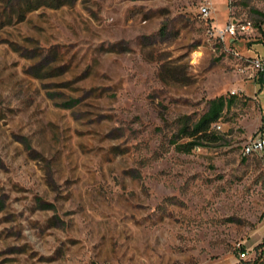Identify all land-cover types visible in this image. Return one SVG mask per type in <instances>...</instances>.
<instances>
[{
    "label": "rangeland",
    "instance_id": "1",
    "mask_svg": "<svg viewBox=\"0 0 264 264\" xmlns=\"http://www.w3.org/2000/svg\"><path fill=\"white\" fill-rule=\"evenodd\" d=\"M252 8L0 0V264H264ZM233 18L254 29L220 38ZM241 84L223 139L177 151L180 120Z\"/></svg>",
    "mask_w": 264,
    "mask_h": 264
},
{
    "label": "trees",
    "instance_id": "2",
    "mask_svg": "<svg viewBox=\"0 0 264 264\" xmlns=\"http://www.w3.org/2000/svg\"><path fill=\"white\" fill-rule=\"evenodd\" d=\"M252 11L260 16L258 27L264 31V11L252 8ZM264 71L259 73L262 82ZM237 94L229 98L220 96L210 101L209 107L197 119L191 120L185 117L180 120L178 130L174 133L171 143L175 149L183 153H191L195 148L217 143L223 136L214 130V124L222 119L224 111L234 102ZM264 128V115H263Z\"/></svg>",
    "mask_w": 264,
    "mask_h": 264
},
{
    "label": "built area",
    "instance_id": "3",
    "mask_svg": "<svg viewBox=\"0 0 264 264\" xmlns=\"http://www.w3.org/2000/svg\"><path fill=\"white\" fill-rule=\"evenodd\" d=\"M201 11L207 15L209 13V6H202ZM253 29L254 26L252 22H244L242 20L233 18L226 24L225 28L218 30L217 34L220 38L225 39L227 36L234 37L237 36L238 33H243ZM252 65L253 68L258 71V73L264 71V59L262 57L257 56L256 58H254L252 60ZM230 91L231 95H241L244 92V89L238 87L231 89ZM213 127H217L218 129H220L222 125L218 121L214 124ZM242 153L244 156H249L256 153H264V133H258L257 135L246 141L242 146Z\"/></svg>",
    "mask_w": 264,
    "mask_h": 264
},
{
    "label": "crops",
    "instance_id": "4",
    "mask_svg": "<svg viewBox=\"0 0 264 264\" xmlns=\"http://www.w3.org/2000/svg\"><path fill=\"white\" fill-rule=\"evenodd\" d=\"M263 59H264V58H263ZM259 83L264 85V78H263V81H262V82L259 80ZM263 85H262V88L259 89V91H260V90H261V91L263 90V87H264ZM241 88H243V89L245 88V89H246V85H244V84L242 85V84H241ZM246 90H247V89H246ZM247 94H248L249 96H253V95L250 94L248 91H247ZM256 97H257V99H258V105H259L260 112H261L262 115H264V114L262 113V111H261V110H262V105H261V103H260V95H259V93H257V96H256Z\"/></svg>",
    "mask_w": 264,
    "mask_h": 264
}]
</instances>
